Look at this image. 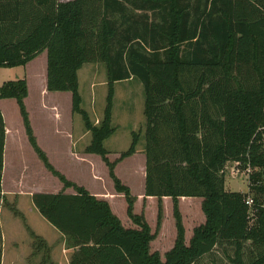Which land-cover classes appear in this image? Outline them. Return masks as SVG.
<instances>
[{
	"label": "trees",
	"instance_id": "trees-1",
	"mask_svg": "<svg viewBox=\"0 0 264 264\" xmlns=\"http://www.w3.org/2000/svg\"><path fill=\"white\" fill-rule=\"evenodd\" d=\"M45 51L47 92L71 93L72 112L82 116L92 137L85 153L105 161V142L115 133V84L141 82L144 196L171 198L177 227L174 247L163 261L151 253L157 233L134 214L129 187L113 175L137 229L125 228L108 201L52 167L33 134L26 79L7 82L0 100H16L34 151L75 189L32 195L35 209L73 250L70 264H197L224 244L235 250L232 264H264V0H0V68L26 66ZM89 63L107 69L108 96L98 126L81 107L78 73ZM6 136L0 110V194ZM138 138L134 133L121 158L136 153ZM229 163L252 169V208L246 204L249 196L226 190ZM181 198L203 200L206 221L194 229L189 245ZM31 235L39 249L46 248L41 237ZM247 243L254 252L246 255Z\"/></svg>",
	"mask_w": 264,
	"mask_h": 264
},
{
	"label": "rangeland",
	"instance_id": "rangeland-1",
	"mask_svg": "<svg viewBox=\"0 0 264 264\" xmlns=\"http://www.w3.org/2000/svg\"><path fill=\"white\" fill-rule=\"evenodd\" d=\"M46 69V51L26 66L11 69L0 68V88L7 82L26 79L29 96L25 99V104L32 123L33 134L52 167L65 176L69 182L84 187L89 193L100 194L99 199L110 202L116 197V200H113L115 214L125 228L137 229L127 216L128 204L124 195L117 193L113 175L123 185L129 187L134 197V214L142 216L151 227L152 233H157L156 239L151 243V253L158 252L161 259L165 261L166 253L174 247L177 238L174 202L172 199L150 200L144 196L146 118L143 85L137 79L115 84L112 118L115 133L105 142L108 151L107 161H105L100 156L85 153L92 137L85 128L82 116L72 112L71 93L55 92L47 96V99L45 98ZM78 74L79 92L82 97L81 107L88 113L91 122L98 126L103 120L108 96L106 66L102 63L85 64ZM45 100H48L47 112L42 109ZM54 100H58L60 106H53L52 101ZM0 110L5 123L15 133L19 146L17 155L11 151L6 159L8 164L11 162L16 166L15 173L12 170L7 171L6 190H12L14 184L11 178L13 177L21 182L17 192L23 191L27 194L33 192L74 193V188H67L45 167L29 143L16 100H0ZM134 133L139 137L136 153L123 159L122 155L132 145ZM69 134H72L74 140L70 139ZM234 171L235 175L232 174ZM251 173L246 172L237 163L227 164L225 168L226 190L241 192L254 198V193L250 191ZM178 201L179 212L186 231V244L189 245L194 229L204 224L206 218L201 202L193 207L185 200ZM30 203L33 206L32 200ZM23 206L25 214L17 210L14 202L4 200L2 193L0 194V247L3 249L4 245L6 255L4 264H68L70 255L65 251L68 248L63 235L52 227L37 210L31 212L28 209V201L25 200ZM31 232L42 236L46 248H38L39 243ZM45 249L48 251L46 252ZM234 252L232 246L220 245L197 264H232L230 258L234 256ZM250 252L254 250L250 243H247L245 253L247 255Z\"/></svg>",
	"mask_w": 264,
	"mask_h": 264
},
{
	"label": "crops",
	"instance_id": "crops-1",
	"mask_svg": "<svg viewBox=\"0 0 264 264\" xmlns=\"http://www.w3.org/2000/svg\"><path fill=\"white\" fill-rule=\"evenodd\" d=\"M46 81H47V69H46L45 89H44V96L47 99V96H49L52 93L47 92V84H46ZM28 90H29V87H28ZM28 96H29V94H28ZM71 100H72V96H71ZM47 101L48 100H45L43 102V106H42V109L45 110V112H47V110H48ZM58 103H60V102H58V100L52 101V104L55 107L60 106V104H58ZM57 109H59V108H57ZM31 125H32V123H31ZM6 133H7V136H6V145H5V151H4V171H3V183H2V198L4 200L7 199L9 202H14L16 204L17 210L19 212H21L22 214H25V210L23 209V207H24L23 206V203L26 200V201H28V209L31 212H35L36 209H35L34 206H31V203L30 202L32 200V195L35 194V193H37V192H33L32 194L31 193L30 194H27V193H25L23 191L17 192L19 190V185H20L21 182H20L19 179H13V177L11 179L13 180V184H14L13 187H12V190L14 192L12 190H9V189H8L9 190L8 191L5 188V180H6L7 171L12 170L13 173H15V168H16V166H14L11 162L8 164V161L6 159L8 158L9 152L12 151V152H14V154L17 155V153L19 151L18 140H17V138L15 136V133L13 132V130H11L9 128V126L7 124H6ZM69 137H70V139H73L74 140V137L72 136V134H69ZM73 140H72V142H73ZM91 156H93V155H91ZM145 160H146V158H145ZM145 169H146V165L144 167V170ZM144 178H145V175H144ZM91 194H93V195H95L97 197H101V196H99L100 194H95V193H91ZM103 196H105V195H103ZM102 198H106V197H102ZM146 199L154 200L155 198H146ZM113 200H116V197L113 198L109 202V204H110L113 212L115 213V211H114L115 208H114ZM163 200H171V198H164ZM180 200H185V202L189 203L193 207H194V205H197L198 206V202H199V204L201 202V207H202V201H200L199 198H181ZM25 217H26V215H25ZM39 237L42 238V236H39ZM43 238L46 239L45 237H43ZM64 241H65V239H64ZM65 251H66L67 254L70 255V259H71V255L73 254V250L72 249H65ZM70 259L68 260V264H70ZM5 260H6V255H5V252H4V245H3V260H2V264L5 263Z\"/></svg>",
	"mask_w": 264,
	"mask_h": 264
},
{
	"label": "built area",
	"instance_id": "built-area-1",
	"mask_svg": "<svg viewBox=\"0 0 264 264\" xmlns=\"http://www.w3.org/2000/svg\"><path fill=\"white\" fill-rule=\"evenodd\" d=\"M237 165H239V164H237ZM246 172H248V173H251L252 172V169H250V168H248L247 170H245ZM239 172V171H238ZM237 172V173H238ZM233 175H235V171L232 173ZM246 204L250 207V208H252V206H253V200L249 197V198H247L246 199Z\"/></svg>",
	"mask_w": 264,
	"mask_h": 264
}]
</instances>
